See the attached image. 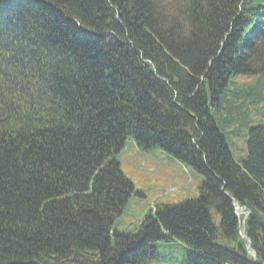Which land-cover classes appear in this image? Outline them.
I'll return each instance as SVG.
<instances>
[{"label": "trees", "instance_id": "1", "mask_svg": "<svg viewBox=\"0 0 264 264\" xmlns=\"http://www.w3.org/2000/svg\"><path fill=\"white\" fill-rule=\"evenodd\" d=\"M263 20L264 0H0V264H149L159 243L263 263L264 125L244 119L264 105ZM129 140L204 181L120 233Z\"/></svg>", "mask_w": 264, "mask_h": 264}, {"label": "rangeland", "instance_id": "2", "mask_svg": "<svg viewBox=\"0 0 264 264\" xmlns=\"http://www.w3.org/2000/svg\"><path fill=\"white\" fill-rule=\"evenodd\" d=\"M241 112V115L248 113L244 109ZM249 112H253L252 108ZM244 119L253 120L252 125H264V105L256 115L248 118L244 116ZM237 141L233 152L238 160L246 153V144L242 138ZM117 160L123 174L134 185L135 193H140L131 197L122 217L116 220L115 228L119 232H132L140 228L154 207L173 206L197 198L199 186L204 181L201 174L167 155L162 149L141 150L132 140L128 141ZM174 247L159 243L161 259L149 264H181V261L176 262V258H180L184 252L180 247Z\"/></svg>", "mask_w": 264, "mask_h": 264}, {"label": "water", "instance_id": "3", "mask_svg": "<svg viewBox=\"0 0 264 264\" xmlns=\"http://www.w3.org/2000/svg\"><path fill=\"white\" fill-rule=\"evenodd\" d=\"M247 249H248V251L250 250V242L249 241H248Z\"/></svg>", "mask_w": 264, "mask_h": 264}]
</instances>
